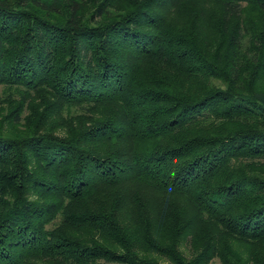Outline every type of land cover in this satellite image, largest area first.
<instances>
[{
	"label": "trees",
	"instance_id": "obj_1",
	"mask_svg": "<svg viewBox=\"0 0 264 264\" xmlns=\"http://www.w3.org/2000/svg\"><path fill=\"white\" fill-rule=\"evenodd\" d=\"M217 1V14L199 8L207 28L184 0H0V84L22 98L11 122L23 129L0 123V264H163L137 236L176 264H264V0ZM43 89L95 123L61 135L45 108L25 119ZM129 183L158 193L154 214ZM79 225L112 247L72 236ZM227 235L249 256L234 258ZM190 236L203 249L186 259L177 241Z\"/></svg>",
	"mask_w": 264,
	"mask_h": 264
},
{
	"label": "rangeland",
	"instance_id": "obj_2",
	"mask_svg": "<svg viewBox=\"0 0 264 264\" xmlns=\"http://www.w3.org/2000/svg\"><path fill=\"white\" fill-rule=\"evenodd\" d=\"M187 2L186 6L189 7V14L195 15L198 17L199 21L201 22L204 27L209 28V26L206 24L204 20L200 19L201 11H199V8H203L205 12H212L214 14H217V11L219 10V3L217 0H184ZM171 4V3H170ZM176 6L170 5L165 6L163 11L170 12V15L172 12H177L176 16L179 19L178 15H181L180 12H184L182 10H174ZM190 7H193L194 11L190 10ZM258 13L254 11H248L243 16L244 19H249L250 17H257ZM209 15V14H208ZM114 16V14L111 15V17ZM263 16V15H262ZM99 18L97 19V21ZM181 20V19H180ZM95 22V21H91ZM105 22V21H103ZM209 82L211 84L215 85H223L222 81L220 79L216 78H210ZM5 84H0V95L2 103L0 104V123L4 125V128H6L4 133H9L11 135L16 136H22L20 125L15 124L11 122V119L14 117L13 111L19 110L18 105L22 102V98L17 93L16 88H9ZM51 92V91H50ZM47 89H43L40 92L31 91V96L29 97V100L22 106L23 110V116L25 119L27 118L28 114L30 113V117H34V110L36 109H46L45 111H49L54 116L57 121H60V123H56V129H54L55 133L61 134V135H68L72 131L78 132L79 130H83V128L88 127L95 123L96 120H93L96 118L95 113H90L91 109L89 111H85L80 105L76 107H73L70 112H67L65 110L59 111V104L61 100H58V97L55 94H51ZM12 168V165L10 169ZM120 190L122 189L126 191V193L129 192H138L141 198V201L144 203V205L149 206L150 212H153L154 210L159 208L157 205V201L159 200L158 193L151 189L147 188L146 186H141L138 183H129L127 185L122 184L119 186ZM41 192L36 190V193H34L33 197H38ZM4 194V193H3ZM3 196V195H2ZM124 206V205H122ZM6 206L3 203H0V210L5 209ZM130 209L125 205L122 207V214L121 217L125 221H131V215H130ZM58 220V218H57ZM132 222V221H131ZM71 233H73L72 236L82 239V241H85L89 244H95V243H102L104 245L111 246L107 238L105 237L104 233L96 230L93 227H90V225H79V226H71L70 227ZM202 234V233H201ZM221 237V236H220ZM219 239H225L226 244L224 243V246L230 251H232V254L234 258L238 257L240 259H245L248 257V242L242 239H238L237 237L233 236H224ZM157 243L160 244L161 241H166L168 243L171 242V240L164 236L163 238H159L158 236H154L153 238ZM134 245L141 254H145L146 256L152 257L157 259L159 262L163 264H176L175 261L172 259V257L166 253V251H163L162 248L164 247H157L154 245H148L143 242H141V239H139V236L134 238ZM228 243V244H227ZM157 244V245H159ZM258 246V245H257ZM112 247V246H111ZM113 248L117 249L118 251L123 250L119 245H114ZM260 248V246L258 247ZM203 247L202 244L197 241L195 242L192 239V236L188 238H181L179 241H177V250L180 251V253L183 255L184 258H193L198 253L202 251ZM228 249V251H229ZM239 260V259H238ZM260 260H264V254H260ZM25 262L27 264H90L92 261L89 260H81V261H73L71 259H65L64 256L61 255H51V254H32L30 257L25 259ZM208 264H223L222 260L220 259L219 255H214L210 262Z\"/></svg>",
	"mask_w": 264,
	"mask_h": 264
}]
</instances>
